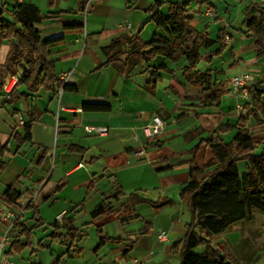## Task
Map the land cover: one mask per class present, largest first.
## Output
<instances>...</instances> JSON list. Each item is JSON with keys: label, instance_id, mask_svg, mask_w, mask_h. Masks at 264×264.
Returning a JSON list of instances; mask_svg holds the SVG:
<instances>
[{"label": "crops", "instance_id": "obj_1", "mask_svg": "<svg viewBox=\"0 0 264 264\" xmlns=\"http://www.w3.org/2000/svg\"><path fill=\"white\" fill-rule=\"evenodd\" d=\"M86 1L5 0L8 9L24 6L22 15L33 19L57 77L67 74V79L59 97L42 89L29 94L20 86L18 98L9 104L0 93V196L9 186L20 195L11 206L0 199V216H19L32 230L31 245L35 232L42 230L37 247L43 256L35 255L30 264H42L41 257L49 264H179L182 244H175L182 242L190 220L186 204L180 200L189 181V167L193 164L202 169L209 163L210 146L231 142L236 133L233 127L245 115L238 107L248 100L236 96L230 79L248 73L252 79L260 77L256 81H264V66L257 61L253 43L241 26L243 11L250 3L193 0L189 5L192 28L213 41L200 49L202 59L195 71H210L213 84L225 92L217 102H206L202 89L184 79V58L172 62L157 57L121 75L113 66H104L101 53V48L121 36H137L145 43L153 37L168 39L147 10L156 3L154 12L165 17L171 4L185 0H97L85 10ZM210 12L216 15L213 19L208 17ZM233 23L238 25L233 27ZM222 36L229 38L228 43L218 39ZM7 51L8 43L2 41L0 65ZM160 66L165 69L158 71L160 80L151 89L150 75ZM10 73L17 78L20 74L15 69ZM254 83L250 81V86ZM87 103L108 105L110 111H84L82 106ZM153 116L162 120L163 128L157 137L147 140L143 128ZM220 126L231 129L213 134ZM85 127L106 128L107 134L87 133ZM248 130L255 139H263L262 127L253 118ZM139 150L144 154L137 157L134 153ZM115 193L120 201H108L113 213L92 219L90 213ZM131 194L135 205L130 211L138 219L132 213L131 219L121 222L123 204ZM59 215L62 222L71 221L75 230L84 233L69 256L65 254L67 239L49 237L50 226ZM261 219L264 239V217ZM242 225L211 237V248L222 245L233 252L242 237ZM8 226L0 221V236ZM162 231L167 235L165 243L157 239ZM99 232L119 241H106L96 248ZM6 237L7 252L18 239V230L11 226ZM198 249L202 250L197 255L205 251L204 247ZM194 251L191 253L196 254ZM22 253L6 257L15 262L14 256ZM253 264H264V255Z\"/></svg>", "mask_w": 264, "mask_h": 264}, {"label": "trees", "instance_id": "obj_2", "mask_svg": "<svg viewBox=\"0 0 264 264\" xmlns=\"http://www.w3.org/2000/svg\"><path fill=\"white\" fill-rule=\"evenodd\" d=\"M193 0H185L181 4H171L163 17L154 12L158 4H152L147 12L151 14L150 20L159 23L168 39L153 37L145 43L137 36H121L101 48L105 58V65L113 66L118 73L126 75L131 69L143 62L162 57L176 62L181 58L186 61L182 75L192 86L202 89L206 102H217L225 94L221 87L212 82L210 71H195L201 61V48H208L213 41L197 33L191 26L188 8ZM26 8V6H25ZM34 12L37 10L32 8ZM24 6L16 5L8 9L5 0H0V44L7 41L8 51L5 61L0 65V93L6 77L13 75L10 69L18 71V83L13 88L7 102L11 104L18 98L16 89L24 87L29 94H36L39 90L57 93L60 86L53 63L48 57L45 47L41 44L38 32L33 28L32 18L22 15ZM264 15V8L250 3L243 11L241 22L244 34L251 39L257 61L264 65V32L261 31L259 17ZM225 37H218L220 40ZM123 58L120 60V58ZM164 66L154 69L150 75L148 85L151 89L160 80L159 72ZM15 76V75H14ZM248 102L241 107L245 115H240L236 130L231 142L224 144L221 141L210 146L212 160L202 169L191 164L189 167V181L180 192V200L186 204L190 215L185 225V234L182 244L179 264H253L264 253V240L258 229L248 230L247 236L241 237L233 252L224 246L211 248V237L225 233L230 227L237 224H253L256 216L264 217V137L255 139L248 130V122L253 118L256 125L262 127L264 135V81L260 80L248 85ZM82 109L89 112H109L110 107L102 104H83ZM230 127L220 126L213 134H220ZM243 163L245 171H238V164ZM118 193L112 198H106L91 213L92 219L108 216L113 213L111 202L120 201ZM20 195L13 186L6 188L0 196L1 201L13 205ZM125 213L120 221L125 222L133 218L138 219L134 211L135 197L131 194L129 201L123 204ZM29 209L30 205L27 206ZM132 207V211L131 210ZM63 219V218H62ZM62 222V220H61ZM22 220H16L12 227L18 230V239L8 248L6 255H20L31 246L32 230L27 229ZM62 224V225H61ZM51 224V239H67L70 248L75 242L83 238L84 233L78 232L71 226V221ZM65 232L59 233L60 230ZM145 232H141L143 235ZM119 238H108L98 233L96 248L104 242H118ZM259 241V243H258ZM204 247L201 255L192 254L191 251ZM57 262V261H56Z\"/></svg>", "mask_w": 264, "mask_h": 264}, {"label": "built area", "instance_id": "obj_3", "mask_svg": "<svg viewBox=\"0 0 264 264\" xmlns=\"http://www.w3.org/2000/svg\"><path fill=\"white\" fill-rule=\"evenodd\" d=\"M97 1V0H87L86 5H85V10L90 2ZM84 10V12H85ZM210 15V13H209ZM85 16V15H84ZM229 38H225V42L228 43ZM66 79H67V74L65 76H61L59 79L60 81V86L57 89V96L59 97L64 89V86L66 84ZM251 81V77L248 73L241 74L239 76H234L230 79V85L235 91V94L237 97L243 98L247 100L248 98V85L249 82ZM18 83L17 77L14 75L8 76L5 78L3 85H2V94L4 97L9 98L13 88L15 85ZM240 110L241 107H238ZM20 124L23 125V122L19 120ZM163 128V122L158 116H153L151 119V123L146 125L143 128V134L144 137L147 140H151L155 137H157ZM85 132L87 133H94L98 136H105L107 134V129L106 128H97V127H85L84 128ZM144 154L143 150H139L134 153L135 156L140 157ZM19 216L10 214V213H5L0 216V221L4 223H8V229L4 231V234L0 236V264H15L12 260L8 259L6 257V246L8 245V240L6 237V233L9 230V228L12 226V224L18 219ZM62 220V215L57 216V222H61ZM158 241L165 243L167 242V235L165 232H159L157 235Z\"/></svg>", "mask_w": 264, "mask_h": 264}, {"label": "rangeland", "instance_id": "obj_4", "mask_svg": "<svg viewBox=\"0 0 264 264\" xmlns=\"http://www.w3.org/2000/svg\"><path fill=\"white\" fill-rule=\"evenodd\" d=\"M249 3H253V4H257L258 6H260V7H262V8H264V0H247ZM233 9H235V7L233 8ZM255 14L259 17V19H260V22H261V24L259 25V28L261 29V31L262 32H264V15L263 14H261V13H257V12H255ZM214 16H216L214 13H212V12H210V15L208 16V17H212V19L214 18ZM234 25H235V23H233ZM238 24H236L235 26H233V27H236ZM249 44H250V39H245ZM260 66H264L263 65V63L262 62H260ZM263 68V67H262ZM229 74H233V72L232 71H230L229 72ZM255 76V75H254ZM261 76V75H260ZM258 78H260V77H258V76H255V77H253V79L251 78V82L253 83V81L254 82H257L256 80L258 79ZM244 165H243V163H239L238 164V171L240 172V173H242V172H244L245 171V169H244V167H243ZM262 221H263V219H261V217H259V216H256V218H255V220H254V223L251 225H249V224H244V225H242L241 226V228L239 227V229H240V231H241V234L243 235V236H247L248 234H249V232H248V230H251V228L252 229H258V230H260L261 231V233H262V229H261V227H262ZM262 224V225H261ZM43 232H42V230H40L39 232H35V237L33 238V243H32V245L30 246V248H27L23 253H22V258L21 257H19V256H14V261L15 262H17L18 264H30L31 262H33V261H35L36 260V256L35 255H42L40 252H39V248L37 247V242L39 241V240H42V238H43V235L44 234H42ZM46 235V234H45ZM262 240H264L263 239V233H262ZM258 243H259V241H258ZM260 244V243H259ZM199 248H201V247H199ZM32 249H34L36 252V254H32L31 253V250ZM202 249H198V248H196L195 249V251H194V253H196L195 255H197V253H199L200 251H201ZM30 255H32L31 257H30ZM262 255H264V253H261L259 256H262ZM43 256V255H42ZM43 258L41 257V262H42V264H49V261H48V259L46 260V258L44 259V260H42ZM67 262V261H66ZM243 264H245V263H243Z\"/></svg>", "mask_w": 264, "mask_h": 264}]
</instances>
